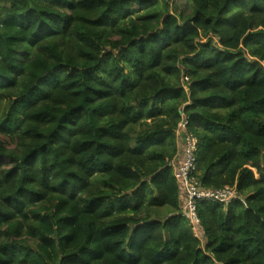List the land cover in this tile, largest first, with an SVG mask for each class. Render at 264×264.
I'll return each mask as SVG.
<instances>
[{
    "label": "trees",
    "instance_id": "16d2710c",
    "mask_svg": "<svg viewBox=\"0 0 264 264\" xmlns=\"http://www.w3.org/2000/svg\"><path fill=\"white\" fill-rule=\"evenodd\" d=\"M190 1L0 0V264H264V0Z\"/></svg>",
    "mask_w": 264,
    "mask_h": 264
},
{
    "label": "built area",
    "instance_id": "2783aa9c",
    "mask_svg": "<svg viewBox=\"0 0 264 264\" xmlns=\"http://www.w3.org/2000/svg\"><path fill=\"white\" fill-rule=\"evenodd\" d=\"M189 119L183 115L178 124L177 133L182 138V155L171 160L174 175L182 191V211L192 224L196 235L201 219L197 212V201L201 199L221 202L225 205L233 203L240 197L236 186H225L220 189H210L201 186L197 177L198 170V137L188 129Z\"/></svg>",
    "mask_w": 264,
    "mask_h": 264
},
{
    "label": "rangeland",
    "instance_id": "374dc122",
    "mask_svg": "<svg viewBox=\"0 0 264 264\" xmlns=\"http://www.w3.org/2000/svg\"><path fill=\"white\" fill-rule=\"evenodd\" d=\"M171 3L177 6L178 11H180L183 15L190 14L192 12L193 4L190 0H171ZM139 8V7H138ZM137 8V10H138ZM8 147H13L14 144L10 143L7 144ZM1 161L7 162L8 160L5 158H0ZM157 212H159L161 215H166V210L161 208L157 209Z\"/></svg>",
    "mask_w": 264,
    "mask_h": 264
},
{
    "label": "crops",
    "instance_id": "0c3cea01",
    "mask_svg": "<svg viewBox=\"0 0 264 264\" xmlns=\"http://www.w3.org/2000/svg\"><path fill=\"white\" fill-rule=\"evenodd\" d=\"M183 142H182V139L180 140V151H179V156L181 157L182 155V150H183V146H182Z\"/></svg>",
    "mask_w": 264,
    "mask_h": 264
}]
</instances>
